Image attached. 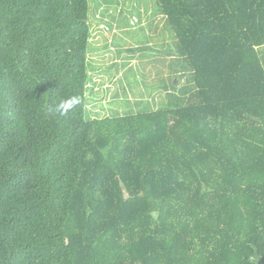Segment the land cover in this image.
Segmentation results:
<instances>
[{"label":"trees","instance_id":"16d2710c","mask_svg":"<svg viewBox=\"0 0 264 264\" xmlns=\"http://www.w3.org/2000/svg\"><path fill=\"white\" fill-rule=\"evenodd\" d=\"M155 1L0 0V264H264V0Z\"/></svg>","mask_w":264,"mask_h":264},{"label":"rangeland","instance_id":"374dc122","mask_svg":"<svg viewBox=\"0 0 264 264\" xmlns=\"http://www.w3.org/2000/svg\"><path fill=\"white\" fill-rule=\"evenodd\" d=\"M114 1V0H112ZM118 3H120L121 5L119 6ZM115 6H111V12H113L114 14L116 15H119V12L121 11V9H124L126 11H133V14H134V18L136 19H139L140 18V14H145L144 12L146 11L147 12H150L149 14H147V18L149 19H152L154 18V16L152 14H154V7L156 6V1L155 0H115V3H113ZM125 12V11H124ZM149 16V17H148ZM135 19V20H136ZM152 23V20L149 22V25L150 26H147L146 24L144 26H147L143 29V33H144V36H151V34L153 33V29L155 28L154 25H151ZM152 26V27H151ZM140 26H135V27H132L131 29L129 28V32H133L131 37L128 38L127 35H123L119 36V39L120 41L119 42H123V44H128L130 42H133V37L136 35L135 33L139 30ZM99 36L96 37V39L98 40ZM152 37V36H151ZM108 56L105 57V60L107 59ZM103 58L102 57H96V60L98 61H101ZM135 62H133L134 64ZM108 64V62H107ZM136 69V68H135ZM147 70H151V68H147ZM127 71V69L125 68L123 70V72ZM123 74V73H122ZM122 74L119 76L121 77ZM148 74V73H147ZM118 77V78H119ZM117 78V77H116ZM113 80V79H112ZM115 81V80H114ZM108 83V84H107ZM106 85L103 87V90H108V89H111L114 90L115 88V84L113 85L112 83L110 82H107ZM118 86V85H117ZM99 88H96L95 89V92L98 91ZM110 92V91H109ZM108 95L107 94V98L106 99H103V102L107 101L108 99ZM97 111H100L99 109H97Z\"/></svg>","mask_w":264,"mask_h":264},{"label":"clouds","instance_id":"9594fccd","mask_svg":"<svg viewBox=\"0 0 264 264\" xmlns=\"http://www.w3.org/2000/svg\"><path fill=\"white\" fill-rule=\"evenodd\" d=\"M80 96H71L68 98H61L55 105V112L61 117L67 115L75 106L81 103Z\"/></svg>","mask_w":264,"mask_h":264}]
</instances>
